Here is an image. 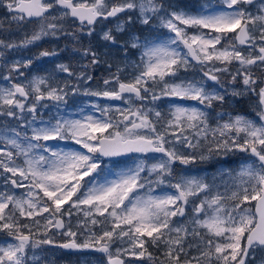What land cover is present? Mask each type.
I'll return each instance as SVG.
<instances>
[{"label": "snow or ice", "instance_id": "1", "mask_svg": "<svg viewBox=\"0 0 264 264\" xmlns=\"http://www.w3.org/2000/svg\"><path fill=\"white\" fill-rule=\"evenodd\" d=\"M0 8L18 31L36 25L19 41L0 39V49L70 38L77 45L73 51L90 57L79 72L58 63L54 72L31 79L24 69L58 56L57 49L4 60L0 264H48L54 249L98 252L107 264H130L125 256L141 264H250L257 249L264 250V0H220L195 14L165 0H0ZM112 20L114 31L101 27L99 37L119 44L124 67L110 71L102 89L84 87L83 94L128 107H116L114 116L111 105L93 104L99 116L44 120L46 101L67 106L69 89L78 95L93 80L87 69L100 64V56L90 43L79 45L83 36L97 33V25ZM154 20L167 29L166 37L142 39L131 31L138 23L151 32ZM117 34L126 39L120 43ZM132 50L140 51V60L125 81L121 73L133 66ZM196 66L199 78L182 76ZM56 72L67 79L61 83ZM243 96L256 97L259 123L224 109L230 98ZM236 152L250 159L241 160L235 174L221 170L223 191L206 177L177 175L174 168L177 162L187 166ZM133 153L140 154L133 167L115 179H97L101 158ZM224 172L230 182L223 181Z\"/></svg>", "mask_w": 264, "mask_h": 264}, {"label": "rangeland", "instance_id": "2", "mask_svg": "<svg viewBox=\"0 0 264 264\" xmlns=\"http://www.w3.org/2000/svg\"><path fill=\"white\" fill-rule=\"evenodd\" d=\"M165 3H174L180 6V8H183L186 11H189L193 14H195L199 9H201L204 5H220V0H165ZM254 10V9H253ZM10 17L7 15L6 9L0 8V39H15L16 41H19L23 38L24 33H31L33 28L36 27L35 24H28L23 27L22 30L18 31L17 27L14 23H10ZM116 21L112 20L111 23H102L101 25H97V33L94 34L92 37L83 36L86 38H89L92 40L93 44H97V48L99 49L97 53L100 56L101 63L98 64V66H101L108 75L111 72H115L116 67H124V55L122 51H119V44L117 46H111L108 45L107 42L100 40L99 33L101 27L105 28H113L114 31V25ZM153 24L156 25L155 29L153 31H149L147 27L139 25L138 23L131 28V31L136 32L138 35L141 36L143 39L144 37H149L150 39L152 37L158 36L160 34H163L164 37L168 35L167 29L161 28L158 26V21L154 20ZM189 33L195 32L196 29H188ZM207 31V30H203ZM118 40L120 43L123 42L124 39H126V36L124 34H117ZM163 38V37H162ZM70 40V38H61L59 40H55L52 38H46L40 42H38L37 45L29 46L26 49H21L19 51H8L6 49H0V52H4L5 56L0 57V76L5 75L6 72L4 70L3 64L4 60L6 59L8 63H11L14 60L21 59V58H28L33 57L35 55H38L40 51L42 50H52L53 48L57 49L59 51V55L56 57H46L41 60L35 61L32 65L31 69H24L26 75L29 79L33 75L37 76H45L49 73H52L55 71L56 64L58 63H66L71 64L73 69L77 72L82 70V66L84 64H87L90 60V57H83L81 52L79 51H73L71 53H65L66 43ZM43 46V48H42ZM182 47V46H181ZM36 48L35 54L33 49ZM140 60V51L139 50H132V55L129 56L128 62L130 65L125 69L124 72L121 73L122 79L127 81L130 79L133 75L134 71V62H138ZM109 63L112 64V68L109 69ZM193 63V61H192ZM195 65V63H193ZM97 66V65H96ZM94 66H90L87 71L90 75H92V68ZM257 73H259V70L257 69ZM56 78L62 83L64 80L67 79L66 75L64 73L56 72ZM201 75L199 66H196L193 69H190L187 73H182V76H187L188 78H199ZM93 76V75H92ZM107 77H102L101 79H94L89 82L87 85L81 86V92L78 95L73 96L71 94V91L69 89V96L67 97L68 104L67 106L61 104L59 106H55V102L53 101H46V103L49 104V108L43 109L40 113V115L43 116L44 120H48L50 116H58V117H69V118H82L84 115H94L99 116V112H97L92 105L98 104L101 107L106 105H111L113 107V115H118L115 113L114 109L116 107H119L121 109L127 108L128 105L125 104L123 101H104L98 99V97H92L87 96L83 94V88L84 87H91L92 89H102L103 88V80ZM23 80L22 77L18 78ZM72 82L75 83V78H72ZM209 84L212 82L209 81ZM225 85H227V79L223 81ZM0 85L8 86L6 81L0 80ZM218 87V86H217ZM231 103H226L223 107L225 110H227V107H234L237 110H227L233 112V114L239 113L242 115H245L246 117L250 119L256 120L258 123L259 117L256 114V109L254 105L256 104L257 100L256 97L253 96H243L240 98H230ZM181 102V101H177ZM144 103H147L145 101ZM159 104V102H157ZM182 103L190 104L193 106L196 105V102L194 101H184ZM135 105L141 104L140 101H134ZM164 106V108H162ZM161 106V109L163 111H167V104H164ZM81 109H83V112H81ZM230 109V108H229ZM219 110V106H218ZM4 118H0V125H2ZM13 125H15V122H11ZM68 148H76L79 150V146L68 142L66 145ZM60 147H65L64 142H61ZM198 155V154H197ZM140 154H130L126 157L120 158L118 160H105L101 158V163L103 166V171L99 177H97L98 180L101 182L105 177L108 179H115L116 175L126 170L128 167H133L135 165V162L138 160ZM154 156V155H150ZM244 159H250L248 154L236 152L234 154H229L227 157H218L214 156L211 160H204L200 161L197 159V161L193 164L184 166L180 165L179 163L174 165L175 171L177 175L184 174L189 176H197V177H206L207 182L209 183H215L218 185H221L220 191H223L222 186V179L220 176V172L222 169H228L232 170L233 174H235L236 171L239 170L240 162ZM254 159V158H252ZM149 162H152L150 159ZM146 174V173H145ZM215 178V180L213 179ZM223 181H229L230 177L228 176L227 172H224L223 174ZM163 187V186H162ZM0 190H3L2 181H0ZM18 193L23 192V189H17L15 190ZM163 191L171 192L174 191L173 189H169L167 187H163ZM161 189H157L154 194H160ZM214 194V193H213ZM202 198V197H201ZM196 203H199V200L196 201ZM189 215L191 214V208L188 209ZM83 218L82 216L80 217ZM174 219L177 220H183L187 219L176 217ZM76 218H73V224H75ZM5 239V236L3 233H0V240ZM57 239H60L57 237ZM83 239V238H81ZM157 252V250H156ZM195 255L196 253L193 252ZM157 255L159 253L157 252ZM126 261H129L130 264H141L140 261H136L133 257L125 256L123 257ZM87 260V264H107L106 258L103 256V254L98 252H89L85 251L80 254H69L65 253L60 249H54L49 256L47 257L48 264H85V261ZM264 261V250L257 249L255 256L250 260V264H261V262ZM143 264H148L147 261H143Z\"/></svg>", "mask_w": 264, "mask_h": 264}, {"label": "trees", "instance_id": "3", "mask_svg": "<svg viewBox=\"0 0 264 264\" xmlns=\"http://www.w3.org/2000/svg\"><path fill=\"white\" fill-rule=\"evenodd\" d=\"M72 41V40H71ZM89 43H90V45H91V47H92V49L94 50V51H98L99 49L97 48V44H93V42H92V40L91 39H89V38H86V37H83L82 38V40H81V44L79 45V46H82V47H88L89 46ZM72 46L74 47V42L72 41V43L70 44L69 42H68V49H66V51H65V53H68V52H73V48H72ZM75 46H77V45H75ZM92 75H93V78L94 79H101L103 76L104 77H108L109 75H108V73L101 67V66H94L93 68H92ZM234 107H236V106H234ZM234 107H227V110H237V109H235ZM162 108H164V106H162ZM230 108V109H229ZM150 251H153L154 253H156L157 254V252H156V249H154V248H151L150 247V249H149Z\"/></svg>", "mask_w": 264, "mask_h": 264}, {"label": "water", "instance_id": "4", "mask_svg": "<svg viewBox=\"0 0 264 264\" xmlns=\"http://www.w3.org/2000/svg\"><path fill=\"white\" fill-rule=\"evenodd\" d=\"M195 62V61H194ZM101 99H105V98H101ZM108 100V99H106ZM123 156V155H122ZM119 157V156H118ZM114 158H117V157H111V158H106V159H114ZM65 250V249H63ZM65 251H68V252H75V251H78V250H65Z\"/></svg>", "mask_w": 264, "mask_h": 264}]
</instances>
